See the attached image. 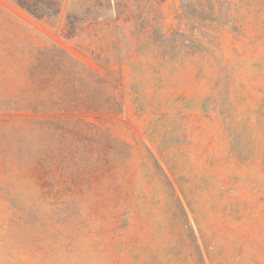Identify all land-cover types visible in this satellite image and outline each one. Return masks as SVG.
Returning a JSON list of instances; mask_svg holds the SVG:
<instances>
[{"label":"rangeland","instance_id":"obj_1","mask_svg":"<svg viewBox=\"0 0 264 264\" xmlns=\"http://www.w3.org/2000/svg\"><path fill=\"white\" fill-rule=\"evenodd\" d=\"M0 264H264V0H0Z\"/></svg>","mask_w":264,"mask_h":264}]
</instances>
